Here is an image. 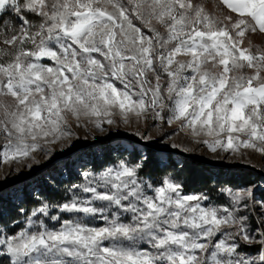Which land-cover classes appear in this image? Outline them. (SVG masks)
<instances>
[{
    "label": "snow or ice",
    "instance_id": "obj_1",
    "mask_svg": "<svg viewBox=\"0 0 264 264\" xmlns=\"http://www.w3.org/2000/svg\"><path fill=\"white\" fill-rule=\"evenodd\" d=\"M217 7L220 15L194 0H0V165L37 151L50 158L43 145L73 135L66 114L100 131L117 112L125 124L150 118L161 140L179 124L212 137L202 141L212 152L264 154V50L242 46L246 34H264V0ZM8 12L19 26L2 19ZM148 159L121 154L99 175L84 171L59 214L37 198L27 228L0 232V264H264V199L246 189L229 191L222 209L203 206L206 195L184 194L171 177L145 181Z\"/></svg>",
    "mask_w": 264,
    "mask_h": 264
},
{
    "label": "rangeland",
    "instance_id": "obj_2",
    "mask_svg": "<svg viewBox=\"0 0 264 264\" xmlns=\"http://www.w3.org/2000/svg\"><path fill=\"white\" fill-rule=\"evenodd\" d=\"M194 3L204 6L205 11L212 15H220L219 9L217 7V0H194ZM26 15L34 24L39 20L38 17L33 16L31 13H26ZM2 19L10 20L11 23L17 26L20 24V21L17 19L15 13L12 12L3 14ZM160 30L163 31V29ZM242 46L251 47L254 51L264 50V34L259 33L258 30L256 33L250 35L246 34ZM177 59L180 61H185L188 58L180 56ZM42 62L46 64L50 63L48 60H44ZM243 71L245 74L250 72V70L247 69ZM149 76L151 78V74H149ZM66 116L67 127L73 133V135L67 138H61L55 144H44L43 147L50 150V158L49 156H46L44 152L37 151L32 153L30 158L24 159L22 162L11 161L0 165V186L13 182L11 186H7L0 190V196L3 199H8V201L14 206L19 205L23 199L21 191L23 186H25L23 190L29 193L33 199L36 200L38 198L41 203H49L52 206V213L59 214L56 211V205L66 202L72 195L71 192L67 191L70 185H64L60 182L61 180H66L68 176L66 166L64 165L65 161L71 162L72 174L75 176V178H72L73 181L75 179V183L73 184L83 183L84 181L81 174L84 171H91L94 175H99L107 168L115 166L113 163L104 166L97 171L93 170L91 167L92 157L95 156L100 159L102 150L104 148L107 152L111 153V156L115 159V161L118 160V157L124 151L130 153L135 149L142 156H144L143 149H146L124 138L112 137L107 140L94 143L96 140L113 135H125L140 140L136 135L137 132L150 134L153 137V140L148 143L153 144L156 147L169 151L181 152L189 157H195L198 162L200 161V163L210 167L230 170L241 169L249 173V178L246 180L248 183L247 185H241L237 188H221L216 198H211L205 193H184L206 195L209 199L202 201L203 206L218 207L222 209L223 207L227 206L230 200L229 191L232 193H238L246 189H251L254 192L257 200L264 199V154L258 153L251 149L243 148L239 149V151L235 153H233L231 150L226 152L220 148H218L216 152H212L202 142L205 139L211 141L213 139L212 137H192L187 129L181 131L179 124H173L171 127H165V132H174L175 134L161 140L160 129L158 126H152L153 121L150 118L147 121L140 120L137 122V118L135 116H130L129 123L125 124L117 112L113 117V119L116 120V123L113 125L104 124L103 127L105 130L100 131L94 126V123L90 122L87 118L82 117L78 122L75 117L71 116V114H66ZM5 142L6 141L3 136L0 135V150H2V146L5 144ZM87 144L89 145L85 146ZM171 145H176L177 147L173 148ZM76 147L79 148L75 149ZM86 151L88 152V155L84 153ZM157 153H159L158 158L162 163L166 162L167 154H172L175 158L181 157L173 152ZM63 155L65 156L60 157ZM123 156L125 159H128L127 154ZM52 160L53 162L45 169L38 171L36 174L25 180L18 181V179L28 175L37 167H41ZM29 164H31V169L28 168ZM143 179L148 181L145 178ZM43 184L51 186L53 190L62 195V198L58 201L52 202L42 196H39L38 189L36 187ZM149 194H152L150 190ZM39 206L40 205L37 204V206L25 213L24 210H19V213H24V215L17 222H10L9 219L6 218L5 222L0 224V232H5L6 234H18L21 230H24L28 226L26 217L30 215L31 211ZM63 216L65 219H71L70 214H63ZM33 219H35V217H33ZM47 223L49 228L53 230L59 228L60 226L56 221L49 220ZM85 223L90 224V226H101L103 221L85 220ZM141 247H147V245H142ZM244 247L247 246L245 245Z\"/></svg>",
    "mask_w": 264,
    "mask_h": 264
},
{
    "label": "trees",
    "instance_id": "obj_3",
    "mask_svg": "<svg viewBox=\"0 0 264 264\" xmlns=\"http://www.w3.org/2000/svg\"><path fill=\"white\" fill-rule=\"evenodd\" d=\"M144 150V156H148L146 167L142 173V177L148 181L158 185L162 177H171L176 182L183 185V193H205L211 198H216L221 188H237L241 185H247V179L249 173L245 170H230L223 168H214L208 165L202 164L198 161L174 157L172 154H167L166 162L162 163L157 152L152 149L146 148ZM137 152L135 149L132 152L124 151L122 154H127L128 159H132V154ZM88 155L87 151L84 152ZM115 159L111 156L110 152H107L104 148L101 153L100 159L93 156L91 161V167L93 170H100L102 167L113 164ZM64 165L67 169V179L61 180L60 182L64 185H71L75 183L73 181L72 165L71 162L65 161ZM77 181V180H76ZM25 186H23L24 189ZM39 196L45 199L55 202L62 198V195L57 191L53 190L51 186L47 184L38 185ZM22 189L21 194L23 199L20 204L14 206L8 199H3L0 196V224H3L6 218L10 222L19 221L25 212H28L33 207L37 206L35 199ZM42 194V195H40ZM24 210V213H19L20 209Z\"/></svg>",
    "mask_w": 264,
    "mask_h": 264
},
{
    "label": "water",
    "instance_id": "obj_4",
    "mask_svg": "<svg viewBox=\"0 0 264 264\" xmlns=\"http://www.w3.org/2000/svg\"><path fill=\"white\" fill-rule=\"evenodd\" d=\"M112 137L128 139L129 141H131V142H133V143H135V144H137V145H139V146H141V147L149 148V149H152L153 151H156V152H173V153H175V154H177V155H179V156H181V157H183V158H187V159H192V160L198 161L195 157H189V156H187V155H185V154H183V153H181V152H177V151H169V150L161 149V148H159V147H156V146L153 145V144H150V143L145 144L144 141H140V140H137V139H135V138H133V137L125 136V135H113V136H110V137H104V138H101V139L96 140L94 143L101 142V141L107 140V139L112 138ZM88 145H89V144H87V145H85V146H88ZM77 148H79V147H76L75 149H77ZM64 156H65V155L60 156V157H64ZM60 157H58V158H60ZM52 162H53V160H52V161H49L48 163H46L45 165H43V166H41V167H37L36 169H34L33 171H31L28 175H26V176H24V177L18 179V181L25 180V179H27V178L33 176V175L36 174L38 171H41V170L45 169V168H46L49 164H51ZM199 162H200V161H199ZM14 183H15V182H14ZM12 184H13V182H12V183H8V184H6V185H1V186H0V190H1L2 188L7 187V186H11Z\"/></svg>",
    "mask_w": 264,
    "mask_h": 264
}]
</instances>
